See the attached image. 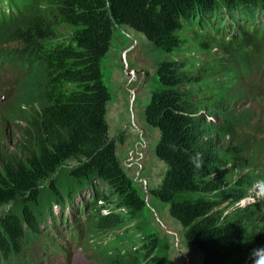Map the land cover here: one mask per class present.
<instances>
[{"label":"trees","instance_id":"trees-1","mask_svg":"<svg viewBox=\"0 0 264 264\" xmlns=\"http://www.w3.org/2000/svg\"><path fill=\"white\" fill-rule=\"evenodd\" d=\"M9 2L12 13H0V59L18 62L16 48L25 57L27 68L13 63L25 78L8 100L25 127L16 151L0 150V259L18 261L41 235L49 214L36 209L40 184L73 158L66 189L50 185L61 207H81L97 261L171 264L169 244L134 224L146 201L109 135L101 60L116 23L165 54L145 109L167 165L151 194L170 204L203 264H251V251L264 247V136L256 137L264 127L241 101L264 96L259 82L243 79L264 77V0ZM247 197L254 201L240 204Z\"/></svg>","mask_w":264,"mask_h":264},{"label":"rangeland","instance_id":"rangeland-1","mask_svg":"<svg viewBox=\"0 0 264 264\" xmlns=\"http://www.w3.org/2000/svg\"><path fill=\"white\" fill-rule=\"evenodd\" d=\"M16 46L11 44L7 48L13 50ZM16 49V53H19L15 54L18 56L16 60L19 61L13 63L27 68L25 63L20 62V58L25 57L20 55L19 48ZM164 55L142 32L129 25L114 23L110 48L101 60L102 80L111 93V99L106 104V120L109 135L116 140L120 163L146 201L134 224L140 227L142 234L156 233L162 244H169V250L164 253L171 264H203L202 254L196 248H190L192 246L185 241L182 224L171 216L170 204L151 194V189L162 183L167 165L156 154L160 133L158 128L146 121L145 109L152 91L158 86L157 65ZM253 96L241 103H251L257 117L254 126L264 127V96ZM11 102L0 104V150L6 153L17 150L25 127V120L20 114L13 113L15 107ZM261 136H264V131L256 137ZM74 161L72 158L62 163L50 179L40 184L36 209L43 211L46 216L49 214L42 221L41 235L34 238L35 243L31 246L26 243L29 248L23 256L18 255V261L16 257H12L13 261L4 258L0 259V264H26L38 255L45 254L46 258H50L49 253L59 255L66 264H101L97 261L94 243L88 239V224L81 219V207L77 203L72 208L61 207L50 185V180L54 179L61 191L65 190L70 182L69 171ZM252 201L253 197H247L240 204L246 205ZM7 208L14 209V206H3V209ZM50 216L56 219L52 220ZM57 219H64L65 224ZM71 224L79 226L85 235L79 237ZM61 240L68 242L72 254H69ZM188 250L193 252L191 257Z\"/></svg>","mask_w":264,"mask_h":264},{"label":"clouds","instance_id":"clouds-1","mask_svg":"<svg viewBox=\"0 0 264 264\" xmlns=\"http://www.w3.org/2000/svg\"><path fill=\"white\" fill-rule=\"evenodd\" d=\"M189 159L191 160L192 157ZM249 259L251 260V264H264V247L253 249L249 255Z\"/></svg>","mask_w":264,"mask_h":264},{"label":"bare ground","instance_id":"bare-ground-1","mask_svg":"<svg viewBox=\"0 0 264 264\" xmlns=\"http://www.w3.org/2000/svg\"><path fill=\"white\" fill-rule=\"evenodd\" d=\"M4 50V49H3ZM10 51V50H9ZM57 214V213H56ZM59 224V223H58Z\"/></svg>","mask_w":264,"mask_h":264}]
</instances>
